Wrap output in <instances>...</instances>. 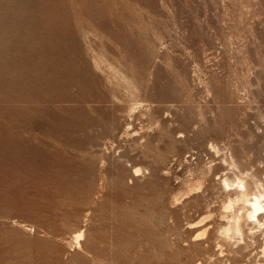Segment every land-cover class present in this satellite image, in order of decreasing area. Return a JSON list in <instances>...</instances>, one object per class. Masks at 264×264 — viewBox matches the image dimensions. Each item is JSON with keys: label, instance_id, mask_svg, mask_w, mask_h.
I'll return each instance as SVG.
<instances>
[{"label": "rangeland", "instance_id": "obj_1", "mask_svg": "<svg viewBox=\"0 0 264 264\" xmlns=\"http://www.w3.org/2000/svg\"><path fill=\"white\" fill-rule=\"evenodd\" d=\"M229 154L264 174V0H0V264H264Z\"/></svg>", "mask_w": 264, "mask_h": 264}, {"label": "bare ground", "instance_id": "obj_2", "mask_svg": "<svg viewBox=\"0 0 264 264\" xmlns=\"http://www.w3.org/2000/svg\"><path fill=\"white\" fill-rule=\"evenodd\" d=\"M221 164L224 166V168H226V170H228L226 172L223 171L224 173L221 174L218 181L220 184L219 186H221L224 192H226V197L224 195L225 199H223L221 203L222 211L220 210L222 212L221 217L223 218L224 221V225L220 227V234H221L220 236L222 237V241L223 240L229 241L234 237L243 240V237H245L244 235L246 236L248 235L247 236L248 238L250 236L254 237L256 231L252 229L255 228L258 231L264 230V174L262 175L258 174L255 169H251V168L246 169L245 168L246 166L244 168L241 167L240 169L239 165L236 163L235 159L232 157L231 154H229L227 158L224 156L223 158L221 157ZM135 168L133 174L137 175L140 169H135ZM228 173L230 174L228 175ZM245 228H248L247 229L248 234H245L244 232ZM72 230H74V228ZM70 234L74 245L77 246V248H79L81 246V241L84 239L83 230L75 229ZM203 234H205V229L200 233H198L196 237H200ZM234 240L235 239H233V241ZM237 244H235V247L236 246L237 247L235 248L236 250L234 252L240 255L241 254L240 250L243 246L239 247ZM245 244L244 246H246ZM261 252L262 255H264V248H262ZM110 264H118V263H115L113 259L110 258Z\"/></svg>", "mask_w": 264, "mask_h": 264}]
</instances>
